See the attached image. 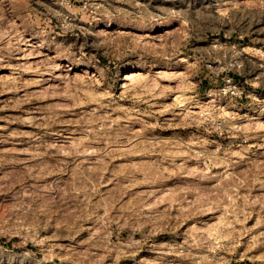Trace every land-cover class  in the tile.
<instances>
[{
  "label": "rangeland",
  "instance_id": "rangeland-1",
  "mask_svg": "<svg viewBox=\"0 0 264 264\" xmlns=\"http://www.w3.org/2000/svg\"><path fill=\"white\" fill-rule=\"evenodd\" d=\"M0 264H264V0H0Z\"/></svg>",
  "mask_w": 264,
  "mask_h": 264
},
{
  "label": "built area",
  "instance_id": "built-area-1",
  "mask_svg": "<svg viewBox=\"0 0 264 264\" xmlns=\"http://www.w3.org/2000/svg\"><path fill=\"white\" fill-rule=\"evenodd\" d=\"M223 90H224L225 94L230 92V93H232L231 95H233V96H238V95L244 93L243 89H239V87L237 85H231V84L228 85L227 89L224 88Z\"/></svg>",
  "mask_w": 264,
  "mask_h": 264
}]
</instances>
